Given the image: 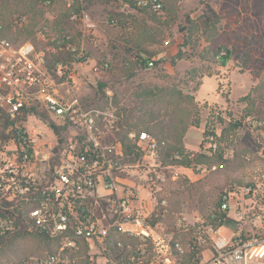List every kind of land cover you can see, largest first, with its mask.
<instances>
[{
  "label": "built area",
  "instance_id": "2783aa9c",
  "mask_svg": "<svg viewBox=\"0 0 264 264\" xmlns=\"http://www.w3.org/2000/svg\"><path fill=\"white\" fill-rule=\"evenodd\" d=\"M64 1L72 8L74 0ZM121 1L133 11L162 14L166 9L165 0ZM70 21L83 33L77 42L68 34L60 40L48 23L36 29L39 39L62 43L72 55L51 69L46 52L32 40L10 38L0 17V124L5 114L12 120L9 138H0V235L14 231L22 219L30 231L57 241L54 250L12 264H179L175 251L182 254L184 248L180 241L171 243L173 234L164 225L169 210L163 192L168 169L179 175L191 167L163 163L159 140L143 128L125 133L140 153L137 164L128 163L118 107L90 109L78 92L75 67L89 60L85 37L96 35L98 22L83 4ZM28 24L24 13L9 22L13 31ZM225 53L223 48L219 56ZM110 66L106 60L95 68ZM41 111L50 120L44 121ZM174 158L182 157L176 153ZM235 203L242 219V206ZM231 204L225 196L220 210H230ZM223 226L208 225L215 252L199 264L264 259V238L234 242Z\"/></svg>",
  "mask_w": 264,
  "mask_h": 264
},
{
  "label": "rangeland",
  "instance_id": "374dc122",
  "mask_svg": "<svg viewBox=\"0 0 264 264\" xmlns=\"http://www.w3.org/2000/svg\"><path fill=\"white\" fill-rule=\"evenodd\" d=\"M94 2L88 10L98 30L85 37L89 60L75 67L78 92L88 108L113 104L122 114L125 109L132 111L130 122L136 127L156 131L191 157L203 156L179 175L167 170L163 193L169 211L163 222L173 234L171 243L180 241L183 248H191L195 239L205 238L211 257L215 250L207 218L221 213L225 196L232 201L225 211L231 231L227 238L235 242L242 231L249 238H264V0H166L162 14L117 11L119 22L112 17L116 11ZM206 2L216 3L221 14L212 26L202 17ZM64 12V0L50 5L45 0H0L5 21L20 13L32 17L14 35L16 40H32L46 53L50 48L37 37L36 29L44 23L52 29ZM220 46L234 51L225 66L217 58ZM131 47L151 51L156 61L152 68L127 72L124 53ZM103 60H111V66L99 71L95 65L101 67ZM103 81L106 85L100 88ZM100 90L106 97L99 98ZM40 116L50 120L43 111ZM138 160L128 157L127 161L137 164ZM237 201L242 219L236 216ZM198 215L203 221L195 218ZM47 250L34 236L17 238L0 248V263L11 264ZM198 255L194 258L200 259ZM251 264H264V259Z\"/></svg>",
  "mask_w": 264,
  "mask_h": 264
},
{
  "label": "trees",
  "instance_id": "16d2710c",
  "mask_svg": "<svg viewBox=\"0 0 264 264\" xmlns=\"http://www.w3.org/2000/svg\"><path fill=\"white\" fill-rule=\"evenodd\" d=\"M95 1V2H94ZM218 1V0H216ZM94 2L95 4L97 3H102L104 4V6H106L107 8H109V10H114V12L116 11V13H113L112 17L113 19H117L119 22V17H118V12L117 11H121V13H125L127 11H131L133 12L132 8H129L126 3H124L121 0H74V4L72 6V8H67L65 5V12L63 13V19L61 18V21L59 23L54 24L55 27L52 26L51 31L53 30L54 33L59 35V39L63 41V35L64 34H68L71 36V40L73 42H77L78 41V35L81 32L80 31V25L78 23H73L70 21V14L73 13L74 11H77L80 9V7L82 6V4L88 9V5L90 3ZM166 2V0H165ZM217 4L214 3H208L206 2L203 6V13H202V17L205 21V23L207 24V26H212L215 25L216 23H218L221 19V14L217 12L216 10ZM32 12V11H31ZM141 14H149V15H156V13H152V12H148V11H144V10H138L135 11ZM1 18H3L0 15ZM32 19V17L29 15V19ZM5 21V19H3ZM8 26L6 27V34L12 38L13 40H16V38L14 37V35H16L19 31L21 30H16L13 31L11 29V26L9 25V22L5 21ZM30 24V22H29ZM68 27H73L75 31H69L67 28ZM51 28V27H50ZM46 44L48 45V48H50L47 52V59H48V64L49 67L51 69H54V67L56 66V64L60 61H65V60H70V58L72 57L71 53L69 51H67L65 48L61 49V44L62 43H58V42H53L51 40L46 41ZM226 49V53L222 56H219V53L221 51V49ZM125 54V58L126 59V64H124L125 70L127 72H135L137 71L138 68H140V66L142 65L143 68H152V66H149V62L152 60L153 58V53L151 51H149L146 48H141V49H132L128 48L126 49ZM234 51L233 49H229L226 46H220L218 48V53H217V58L220 59L222 66H225L227 64V62L230 60V58L233 57ZM106 61V60H105ZM104 60L102 61V63L105 62ZM111 61V60H110ZM127 62L129 63V65H127ZM156 61H154L155 64ZM141 64V65H140ZM106 85L105 81L100 83V88H103ZM99 98H104L106 97V94L104 92V90H100L99 91ZM247 98V96L242 97V99ZM127 112V114H126ZM119 113L120 115H122V119H121V127L123 129V137H122V141L124 146L126 147V151H127V158L126 160H128V157L130 158V160L136 161L139 156L140 153L137 152L135 150V146L133 143H131L127 137H126V132L132 128L134 129H142V127L138 128L136 127V125L132 122H130V119L133 117V112L132 111H124V113L122 114L120 112V108H119ZM141 119H139V121L143 122V118L140 117ZM12 123L11 120V116L8 114L3 115L2 117V122L0 124V138L2 139H7L9 138V133H8V127L9 125ZM144 123V122H143ZM148 130L151 134H153L160 142L161 144V153H162V160L163 163H177V164H181L184 167H191L192 162L194 160H198L199 157H203L201 154L199 155L198 153L194 156L191 157L189 153L186 152L185 148L182 146H176L172 143H170L169 141H167L165 138H162L158 135V133L154 130H149L147 128H143ZM176 153H180L181 154V159L178 158H174V155ZM173 157V158H172ZM221 213L216 214V216L214 217V214H210L208 216V223H210L214 228H218L222 225H225V222L228 221V217H227V213L225 211H221ZM154 223L156 222L153 221ZM28 235L34 236L38 241L40 242H44V244H46L48 246V250H54L55 246L57 245V241L51 240L49 238H47L46 236L42 235L40 232L37 231H30L28 225H26L24 223V221L18 220L17 221V226L15 228L14 231H10L5 235H0V248H3V245H5L7 242L12 243L15 239L19 238H24L27 237ZM249 237H247L244 233V231H242V233L240 234V236H235V242H237V240H246ZM233 239V240H234ZM201 239H195L194 245L195 248L191 249L188 248L186 251V258L188 260V262L192 261L193 257L201 252ZM211 244V243H210ZM213 246V245H212ZM214 249V248H213ZM199 256V255H198ZM197 261H199V259H196ZM17 262V261H16ZM15 263V262H14ZM0 264H8V263H0ZM12 264V263H11ZM190 264V263H188Z\"/></svg>",
  "mask_w": 264,
  "mask_h": 264
},
{
  "label": "crops",
  "instance_id": "0c3cea01",
  "mask_svg": "<svg viewBox=\"0 0 264 264\" xmlns=\"http://www.w3.org/2000/svg\"><path fill=\"white\" fill-rule=\"evenodd\" d=\"M231 71H232V69H231ZM231 71H230V74H231ZM230 74H229V76H230ZM207 77H212V76H207ZM218 78L221 80L220 77H218ZM222 231H224V234L225 235L228 234V232H231L230 229H229V227H228V225H226V224L223 226ZM187 249L188 248H184V253H182V254H180V253H178V252L175 251V254L177 255L179 264H188V263H190V264H199V263L207 260L209 258V256H210V254H211V247H210L209 243H206L205 241H202L201 242V252L199 253V258H200L199 261H197L193 257V260L190 261V262H188V260L185 259L186 258L185 254H186Z\"/></svg>",
  "mask_w": 264,
  "mask_h": 264
}]
</instances>
